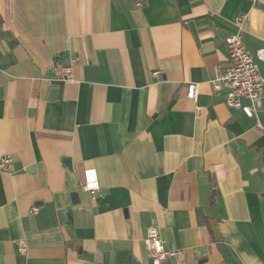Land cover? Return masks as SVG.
I'll list each match as a JSON object with an SVG mask.
<instances>
[{"label": "crops", "instance_id": "crops-1", "mask_svg": "<svg viewBox=\"0 0 264 264\" xmlns=\"http://www.w3.org/2000/svg\"><path fill=\"white\" fill-rule=\"evenodd\" d=\"M239 16L255 54L264 0H0V264H152L154 224L167 264H264V99L211 84Z\"/></svg>", "mask_w": 264, "mask_h": 264}, {"label": "built area", "instance_id": "built-area-1", "mask_svg": "<svg viewBox=\"0 0 264 264\" xmlns=\"http://www.w3.org/2000/svg\"><path fill=\"white\" fill-rule=\"evenodd\" d=\"M245 17L235 19L236 31L227 37L225 44L228 49L230 64L226 68L217 67L211 84L215 91L228 88L227 105L231 108L242 110L248 117H255L261 108L264 99V45L252 54L243 38V24ZM77 59L72 58L68 64L57 59L53 62V70L57 81H71L73 79V67ZM187 96L196 100L198 96V84L190 83ZM247 101V102H245ZM14 157L4 155L0 160V171L7 172L13 169ZM83 189L95 197L100 190L97 170L93 167L84 171ZM36 211V208H34ZM145 245L152 264H167L173 258L181 254L178 249L168 248L165 245L157 225L148 229ZM20 250H25V244L20 241Z\"/></svg>", "mask_w": 264, "mask_h": 264}]
</instances>
